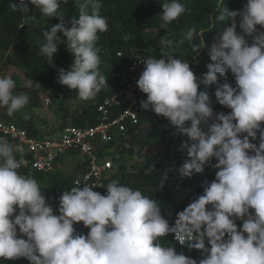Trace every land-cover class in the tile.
<instances>
[{"label":"clouds","instance_id":"obj_1","mask_svg":"<svg viewBox=\"0 0 264 264\" xmlns=\"http://www.w3.org/2000/svg\"><path fill=\"white\" fill-rule=\"evenodd\" d=\"M62 3L68 0H19L12 7L28 15L31 4L59 21L42 32L40 52L53 66L63 37L73 63L68 71L58 70V82L76 90L80 99L92 100L107 87L97 41L108 21L100 15L101 0H83L78 17L67 21ZM161 7V28L186 12L180 0H165ZM219 19L229 24L209 49L212 63L206 74L196 75L188 60L165 52L142 61L136 82L147 97L141 108L165 118L172 134L185 138L179 150L188 159L178 168L179 176L191 178L206 166L215 170L210 183H201L202 194L177 212L170 225L161 204L139 189L113 181L102 195L77 181L63 191L54 212L38 181L19 171L24 160L17 153L23 148L0 137V259L23 258L29 264H264V0H247L241 12L225 8ZM194 34L190 29L185 38L190 41ZM160 44L163 49L171 41L162 37ZM229 72L235 86L217 84V74ZM33 85L38 84L31 79L25 83ZM211 85H216L215 102L229 109L227 114L214 113L207 91ZM201 86L204 90L198 91ZM15 88L11 76H0V107L10 116L29 102L28 94H14ZM154 121L138 120L135 128ZM257 134L258 145L253 142ZM237 220L242 221L239 229ZM80 223L89 229L87 235L74 227ZM169 234L181 245L187 241L201 258L162 243Z\"/></svg>","mask_w":264,"mask_h":264},{"label":"trees","instance_id":"obj_2","mask_svg":"<svg viewBox=\"0 0 264 264\" xmlns=\"http://www.w3.org/2000/svg\"><path fill=\"white\" fill-rule=\"evenodd\" d=\"M27 2V0H26ZM83 0H68L63 4L69 9V19L78 17L79 3ZM165 0H101L102 7L100 15L107 18L108 30L99 33L97 46L100 48L101 63L99 71L107 77V87L99 92L100 101L105 96L115 93L117 87L112 79V73L117 69L128 65L134 55L142 57L160 58L165 52L182 60H188L192 71L196 75L206 74L207 65L210 61L208 52L216 37L229 24L227 19L221 21L219 16L227 8L229 11H243L247 0H180L186 7V12L176 21L161 28L163 23L161 16V5ZM19 3V0H0V48L8 55L7 60L15 62L21 72L28 79L39 83L36 89L30 92V97L40 92L50 93L54 97L62 95L64 85L58 82L59 69L70 70L73 63V57L66 46H58V51L53 57V66L48 64L46 57L40 52V46L35 44L33 39L27 34L26 21L29 20L34 11V5L29 4L30 13L23 14L19 10H14L12 4ZM259 28V26H257ZM190 29L195 30L192 40H187L186 34ZM110 30L109 35L107 32ZM201 33H203L201 37ZM164 37L171 41V44L162 49L160 39ZM197 47H201L196 49ZM196 50V51H195ZM120 53V56L117 54ZM49 76V77H47ZM229 83L235 86L234 77L231 73L225 76L217 74V84ZM216 85L207 88L214 113L227 114L230 110L215 102L214 92ZM204 90L201 86L198 91ZM97 101V102H98ZM2 109H6L1 107ZM163 123L165 118L157 116ZM13 123L12 119H8ZM139 124H145L149 121L147 110L141 111L138 115ZM75 126H89L97 123L96 103L89 104L81 109V112L75 114L70 120ZM16 124V123H14ZM17 126L24 128L31 136L37 135V129L30 119H18ZM65 126L64 124L61 128ZM134 131L137 128L133 129ZM169 137V147L160 155L147 157L142 167L150 169L149 174L138 172L127 175L125 172L112 175L105 181V187L99 191L102 195L106 194L107 184L119 179V183L127 185L133 189H139L142 194L153 197L161 204V214L169 220L171 225L175 221L176 213L182 211V207L177 202V192L181 189H190L196 196L202 194L201 183L207 180L209 183L215 178V170L206 166L202 173H193L191 178H181L178 174V168L188 159L185 152L180 151L181 142L185 139L180 135H173L172 129L164 131ZM128 142H121L117 149L131 157H138L146 146L145 142L136 141L133 138ZM1 137V135H0ZM254 143H259V134ZM118 151V152H119ZM17 158L19 155L17 154ZM212 163H215L213 160ZM115 169V166H114ZM130 169V167H129ZM85 167L81 168V173ZM54 171L51 174H55ZM38 175L37 180L44 179L42 174ZM35 175V176H36ZM57 174L53 175L55 177ZM72 178L64 177L55 183L54 194L71 189ZM162 185V186H161ZM59 199L53 201L52 208L54 212L58 209ZM171 213V215H169ZM237 227L242 225V221H236ZM77 232L87 235L89 229L83 227L82 223L75 224ZM166 242L175 246L177 252H183L186 256L199 260L201 254L199 251L189 249L188 242L183 245L176 242L171 234L163 238L162 243ZM207 246V245H206ZM23 264L29 262L23 258ZM14 264L15 261H6Z\"/></svg>","mask_w":264,"mask_h":264},{"label":"built area","instance_id":"obj_3","mask_svg":"<svg viewBox=\"0 0 264 264\" xmlns=\"http://www.w3.org/2000/svg\"><path fill=\"white\" fill-rule=\"evenodd\" d=\"M120 56V53L117 54ZM145 57L134 55L128 65L112 73L116 91L102 98L96 104L97 123L89 127L66 125L57 136L47 135L41 129L36 136H31L24 128L14 123L0 122V135L12 145H19L23 153H17L24 160L19 170L32 178L36 174L47 175L61 169L64 155L77 153L84 156L85 171L72 178L71 188L79 181L95 186L99 192L105 187V181L116 175L113 158L108 154L112 146L128 141L130 132L138 126L140 102L146 95L137 87V80L144 70L142 61ZM149 111L150 121L156 114Z\"/></svg>","mask_w":264,"mask_h":264},{"label":"rangeland","instance_id":"obj_4","mask_svg":"<svg viewBox=\"0 0 264 264\" xmlns=\"http://www.w3.org/2000/svg\"><path fill=\"white\" fill-rule=\"evenodd\" d=\"M61 11L65 14V20L67 21L69 18V9L61 4ZM58 22L59 21L56 18L44 17L34 6V11L31 13L29 20L26 21L27 34H29L35 44L41 46V43L43 42L42 32L47 30L49 27L54 26ZM109 32L110 30L107 32V35H109ZM63 40L64 38L62 37V43L59 46H66ZM7 55L8 54L0 48V76H11L16 82L14 94H28L29 102L24 109L11 116L8 115L7 109H2L0 107V122H10L8 119L11 118L12 122L17 124V120H24V116L27 114L29 117L28 119L32 121L36 129H42V131L47 134L57 136V131L60 130L63 124H68L75 114L81 112L83 107L89 104H95V102L99 99L98 93V95L92 100H82L77 95L76 90L69 89L65 85L63 86L64 90L62 91V95L59 97L53 98V95L50 93L42 92L30 97V92L36 89L39 83L32 80L38 85H33L31 88L26 87L25 83L30 79L25 77L23 72H21L18 65L13 62V60H7ZM170 129L171 127L168 125L166 119L163 123H161L158 118H156L154 122L139 128L137 132L133 134V138L136 141L145 142L146 146L143 150H141L142 152L136 158L120 152L116 147L117 145L112 146V149L108 151L110 157H114L116 155L119 156V162L114 165L116 173L120 174L121 172H125V174L131 175L143 172L144 174H149L150 169L146 170L142 167V165L147 157L160 155L166 151L169 147V137L164 131H169ZM83 160L84 156L77 153L64 155L61 162L62 168L60 171L55 173L57 174L55 177H52L55 174L44 175L42 176L44 179L39 180H37L38 175L34 177V179H36L41 186L48 203L52 205L53 201L59 199L61 196L60 193L54 194L55 183L61 178H73L74 176L80 174L81 168L83 167ZM116 181L119 182V179ZM198 196H196L189 188L186 190L181 189L177 192V202L180 206L186 207L194 198ZM0 264L9 263L0 259ZM14 264H23L22 259L15 260Z\"/></svg>","mask_w":264,"mask_h":264},{"label":"water","instance_id":"obj_5","mask_svg":"<svg viewBox=\"0 0 264 264\" xmlns=\"http://www.w3.org/2000/svg\"><path fill=\"white\" fill-rule=\"evenodd\" d=\"M112 160L114 164H117L119 162L116 158H113Z\"/></svg>","mask_w":264,"mask_h":264}]
</instances>
